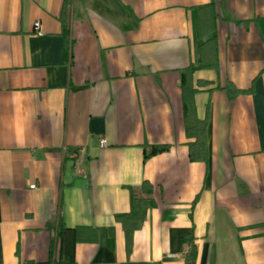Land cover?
<instances>
[{
	"label": "crops",
	"instance_id": "obj_1",
	"mask_svg": "<svg viewBox=\"0 0 264 264\" xmlns=\"http://www.w3.org/2000/svg\"><path fill=\"white\" fill-rule=\"evenodd\" d=\"M212 39L215 67L181 87ZM131 196L148 205L127 250ZM192 248L193 264H264V0H0V264H185Z\"/></svg>",
	"mask_w": 264,
	"mask_h": 264
},
{
	"label": "trees",
	"instance_id": "obj_2",
	"mask_svg": "<svg viewBox=\"0 0 264 264\" xmlns=\"http://www.w3.org/2000/svg\"><path fill=\"white\" fill-rule=\"evenodd\" d=\"M197 26H198V36H199V39L201 40V38L203 37V33L206 32L204 30L205 26H202L200 22L197 23ZM213 45H214V39H212L209 42L199 43L200 57H199L198 65L197 67H189L181 74V79H180L181 87L183 86L184 88V85L188 83L189 81H191V77L196 69L202 68V67H215L213 60L211 59L213 63L211 65L208 62V58L204 59V55H203V52L206 51L207 53H209L207 55H210V53L212 52L211 56H213V51H214ZM230 91L235 92L231 88H230ZM190 111L191 113L190 112L188 113L187 110L185 111V108H184V112L187 116V119L189 116L188 114H191L193 118L191 121V125L189 123L190 125L189 133H192L193 135H195V139H196L195 143L190 146L189 156L191 160L206 161L207 159L206 139H205L206 121H202V122L197 121L193 117L192 110ZM164 149L165 147L163 146L152 147L150 153L147 156L153 155L158 152H162ZM147 205H148L147 202L136 200L134 199V197L131 196V206H132L131 215H129L128 217H122V216L117 217V219L123 222V225H124L127 250L130 249L131 233L132 231H134L141 225L142 219L144 217L145 207H147ZM66 232H68V230L64 228H59L57 236L63 239L64 234ZM187 239L191 240V236H189ZM194 258H195V250L194 248H192L189 256L187 257L185 264H193ZM57 264H74V263H73L72 256L69 254V255H66L65 258L61 259Z\"/></svg>",
	"mask_w": 264,
	"mask_h": 264
},
{
	"label": "built area",
	"instance_id": "obj_3",
	"mask_svg": "<svg viewBox=\"0 0 264 264\" xmlns=\"http://www.w3.org/2000/svg\"><path fill=\"white\" fill-rule=\"evenodd\" d=\"M40 29H41V25H40V23L38 21H36L34 23V30H35V32L40 33ZM99 143H100V147L106 146V140L105 139H101Z\"/></svg>",
	"mask_w": 264,
	"mask_h": 264
}]
</instances>
